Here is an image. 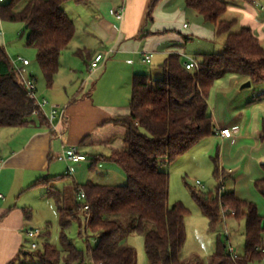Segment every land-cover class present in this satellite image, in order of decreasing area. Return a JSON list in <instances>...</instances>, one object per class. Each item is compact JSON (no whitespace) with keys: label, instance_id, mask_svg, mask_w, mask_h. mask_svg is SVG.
<instances>
[{"label":"trees","instance_id":"16d2710c","mask_svg":"<svg viewBox=\"0 0 264 264\" xmlns=\"http://www.w3.org/2000/svg\"><path fill=\"white\" fill-rule=\"evenodd\" d=\"M68 1L71 0L0 3L3 21L25 25L27 45L37 49V60L48 86L53 85L61 55L70 48L76 35L75 21L63 7ZM158 1L150 4L148 21L152 20ZM186 3L205 22L214 24L218 36L226 37L223 51L201 53L194 69H187L182 56L172 53L161 64V77L135 74L130 112L112 119L126 128V146L109 156L96 157L93 162L110 160L118 164L127 175L125 184L88 181L80 185L72 179L58 186L59 180L69 174L57 177L58 180L44 177L35 183L34 186L44 188L45 196L56 201L64 249L61 251L47 242L43 250L28 252L27 256L39 260L32 264H137L135 248L123 242L130 233L144 235L149 264H190L181 257L187 240L188 209L181 202L170 205V176L161 166L185 154L203 138L216 134L208 98L222 75L235 72L248 76L252 83L264 84V45L251 27L235 31L237 19H224L229 8L227 0H186ZM76 54L85 57L82 50ZM36 109V97L29 92L0 44V128L28 126ZM38 115L41 124L49 125L42 111ZM213 162L218 180L217 157ZM255 185L264 196V178ZM81 191L86 194L83 201L78 199ZM191 192L213 230L228 217L246 221L245 253L233 258L227 244L220 241L210 258L212 264H264V215L256 203L238 198L233 190H224L221 181L214 189L191 187ZM85 204L88 209H84ZM73 221L79 222L87 250L76 246L66 233ZM91 238L96 242L94 246Z\"/></svg>","mask_w":264,"mask_h":264},{"label":"crops","instance_id":"0c3cea01","mask_svg":"<svg viewBox=\"0 0 264 264\" xmlns=\"http://www.w3.org/2000/svg\"><path fill=\"white\" fill-rule=\"evenodd\" d=\"M152 1L71 0L64 3L65 11L76 24L75 37L78 32L83 34L79 41L77 36L73 55L78 56L76 51L82 50L88 58L82 57L89 74L85 78L82 75L80 83L79 75L84 74L82 66L67 59L63 62L64 52L52 86L47 85L46 79V85H41L31 61L28 65L19 62L25 69V75L35 79V97L49 101L44 116L50 113L53 105L58 106L59 112L54 122L56 130L51 129L47 117L49 125H43L39 115L33 114L31 124L12 128L7 138L2 135L0 264L26 262L28 251H25V242L30 240L27 231L35 228L34 218L41 205L45 212L54 214L57 209L59 213L56 201L44 195V188L34 186L40 179H57L69 174L59 180L58 186L62 187L72 179L80 185L88 181L121 185L93 181L85 173L83 163L91 160L90 169L104 168L106 171H101L103 175H108L110 171L124 172L110 160L93 162L96 157L109 156L114 150H122L126 146V128L112 119L130 112L135 74L163 75L161 64L172 53L180 54L185 62L199 58L201 53L213 51L211 45L221 36L216 34L214 24L205 22L197 10L187 5L186 0H159L152 20L148 21L147 13ZM227 1L229 8L224 19H237L235 31L251 27L264 45V0ZM120 7L124 8L122 19L110 13V9ZM3 22L0 17L2 45L5 43L1 39L5 36ZM222 37L224 47L226 37ZM99 53L105 54L106 58L98 70L92 71V59ZM147 54H153L151 62L144 61ZM152 63L156 68L148 69L147 65ZM248 80V76L235 72H227L216 80L208 98L216 134L203 138L198 144L207 140L204 154L210 155L212 160L217 157L220 166L218 182H223V189L233 190L238 198L256 203L260 214L264 215L261 212L264 196L255 185L258 179L264 178V84H259L257 90L245 91L253 83L251 86L240 85ZM218 82H222L219 89ZM220 128L232 129L234 139L221 136ZM198 144L174 160L181 168L186 167L183 170L186 175L192 166L190 162L197 157L192 152ZM70 146H77L87 158L77 162L60 159L59 155ZM69 168H72V173L67 172ZM39 227L43 229V234L48 230L46 225Z\"/></svg>","mask_w":264,"mask_h":264},{"label":"rangeland","instance_id":"374dc122","mask_svg":"<svg viewBox=\"0 0 264 264\" xmlns=\"http://www.w3.org/2000/svg\"><path fill=\"white\" fill-rule=\"evenodd\" d=\"M262 4V3H261ZM72 15L73 13L70 12ZM71 17V16H70ZM2 28L5 33L4 38H1L5 43L3 44L7 54L11 60H15L18 57L28 58L32 62V68H35L37 71V76L41 85L45 84V78L42 74L41 68L37 60V49L27 45V32L25 31V25L21 22H10L4 21L2 23ZM78 41L80 37L83 38V34L78 32ZM77 36L75 41L71 44L72 48L64 51L63 62L69 61L75 65L82 66V71L84 74L79 75V82L81 78H85L88 74L87 57L82 58L80 56L73 55V47L77 44ZM222 36L217 39V42L211 45V48L214 52H222L224 47L222 46ZM67 59V60H66ZM73 59V60H72ZM65 64V63H64ZM74 65V66H75ZM66 66V65H65ZM79 67V68H80ZM148 69L156 68L155 63L147 65ZM150 74V73H149ZM83 75V77H81ZM154 78L162 76L161 74L157 76V73H153ZM77 81V79H76ZM247 82L241 83V87ZM222 82H218V89L221 88ZM78 86V85H77ZM46 87V86H45ZM261 87V86H260ZM259 89V84L253 83L251 87L244 89L245 91H252ZM0 130V143L3 139L2 135H5L7 138L8 135L13 131L12 128H2ZM12 129V130H10ZM17 143V141H16ZM207 144V140L198 144L193 150V155L197 157L194 161H191V167L186 173L183 171L186 167L181 168L179 164H176L174 161L170 163L163 164L161 168L167 171L170 175V188H169V203L170 205L175 204L176 202H181L188 209L186 215V230H187V240L182 251L181 257L184 260H188L190 264H212L211 256L218 250L219 242L222 241V244H227L229 250L230 246L234 247L239 255L245 253L246 247V221L244 218L237 219L236 217H228L222 221L216 230H213L210 227V222L207 216L202 212L197 201L194 199L191 187L199 188L196 185V180H200L205 186L206 190L214 189L218 186V180L214 176V162L211 159L210 155L204 154L203 147ZM104 161V160H103ZM105 162V161H104ZM103 162V164H104ZM111 163V162H109ZM85 165V173L88 176H91L93 181L101 183H113V184H123L127 181L125 172L110 171L108 175H103L101 173L102 169L96 167L95 169H90L91 160H87L83 163ZM115 165V164H113ZM187 166V165H186ZM117 167V166H116ZM107 168V163L105 164ZM121 169V168H119ZM106 171V169H104ZM122 171V170H121ZM198 190V189H197ZM37 191V190H36ZM50 199V198H49ZM47 201V200H43ZM51 203H54L50 199ZM45 203V202H42ZM262 205H260L261 207ZM42 205L39 207V213L34 218L33 227L39 226H48V230L37 240L38 250H43L44 245L49 242L56 246L59 250L63 251L64 245L61 239V223H60V214L57 209L54 214H50L48 211L43 210ZM261 212L264 214V207H261ZM47 213V214H45ZM44 218L45 219L44 221ZM80 225L78 221H73L72 224L66 229V233L70 240L78 246L80 249L87 250L88 243L84 237L80 235ZM228 237V238H227ZM31 240H26L25 242V251L35 252L32 248ZM123 242L135 248L137 254V264H149V258L146 250L145 238L143 234L140 233H130L126 235ZM91 245H95V240L91 238ZM264 249V245H263ZM88 262L90 259L88 258ZM26 262L29 264L38 263L37 258H32L27 256Z\"/></svg>","mask_w":264,"mask_h":264},{"label":"built area","instance_id":"2783aa9c","mask_svg":"<svg viewBox=\"0 0 264 264\" xmlns=\"http://www.w3.org/2000/svg\"><path fill=\"white\" fill-rule=\"evenodd\" d=\"M3 1H5V0H0V2H3ZM110 13L112 15H114L116 18L122 19L124 17V8L123 7L112 8V9H110ZM185 26H187V24H185ZM152 55L153 54H147L145 56V58H144V61L151 62ZM105 58H106L105 54H103V53L97 54L92 59L91 70L92 71L98 70L101 67V64L105 60ZM12 61H13L14 65H15V67H17L19 73L21 74V76L23 78V81L26 84L27 89L35 97V94H36V82H35V79L33 77L26 76L25 75L26 74L25 73V69L19 65V62H22L24 65H28L30 63V60L27 59V58L18 57L17 59L12 60ZM185 66H186L187 69H194V68L198 67V62H197L196 59L191 58V59L185 61ZM36 101H37L38 109H36L34 111V114L38 115L39 111H42V112L45 113L44 109H45V107L47 105H49V101L47 99H41L40 100V99H37V98H36ZM58 112H59L58 106L57 105H53L51 107L50 113L46 114V117H47L48 121L51 124V129L52 130H56L57 129V126H56V124L54 122H55V119H56V117L58 115ZM219 134L221 136L229 137V138L234 139L233 138V130L230 129V128H220L219 129ZM59 158L67 160V161L77 162V161L86 159L87 156L82 154V153H80L78 148H77V146H70V147L66 148L63 151L62 154L59 155ZM3 162H4L3 159L0 157V167L3 165ZM67 172L68 173H72L73 172L72 168H69L67 170ZM196 185L198 187H201V188H206L205 185L200 180L196 181ZM85 196H86L85 192L81 191L80 195L78 196V199L80 201H83ZM0 197H3V195H0ZM88 208H89V205L85 204L84 205V209H88ZM42 234H43V229L41 227H35V228L28 229L27 235H28V238L31 241H33L32 242V248L33 249H37L38 248L37 239ZM229 252H230V254L232 255L233 258H237L238 255H239L238 252L236 251V249L234 247H232V246H230Z\"/></svg>","mask_w":264,"mask_h":264},{"label":"water","instance_id":"95a60500","mask_svg":"<svg viewBox=\"0 0 264 264\" xmlns=\"http://www.w3.org/2000/svg\"><path fill=\"white\" fill-rule=\"evenodd\" d=\"M251 84H252V82L249 81V82L246 84V86H251Z\"/></svg>","mask_w":264,"mask_h":264}]
</instances>
